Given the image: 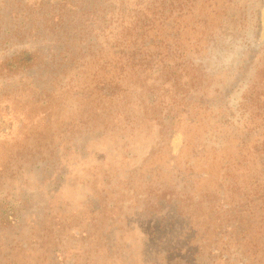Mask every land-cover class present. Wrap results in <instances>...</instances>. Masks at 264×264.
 I'll return each instance as SVG.
<instances>
[{
	"label": "rangeland",
	"instance_id": "374dc122",
	"mask_svg": "<svg viewBox=\"0 0 264 264\" xmlns=\"http://www.w3.org/2000/svg\"><path fill=\"white\" fill-rule=\"evenodd\" d=\"M164 1L166 42L149 48L166 65L127 68L116 84L104 44L122 36H107L104 0L96 19L92 0H0V264H264V225L259 237L235 226L218 180L193 175L233 163L215 117L243 126L240 108L264 103V0L227 1L242 37L210 52L185 24H211L226 0ZM70 35L79 48L63 47ZM17 54L33 60L5 68Z\"/></svg>",
	"mask_w": 264,
	"mask_h": 264
},
{
	"label": "trees",
	"instance_id": "16d2710c",
	"mask_svg": "<svg viewBox=\"0 0 264 264\" xmlns=\"http://www.w3.org/2000/svg\"><path fill=\"white\" fill-rule=\"evenodd\" d=\"M81 1L83 0H59V4H57L60 5L58 7L63 8V10H67L69 7L77 8L78 10L81 6ZM92 1L93 2L89 6V11L92 17L96 19L97 5L94 3L96 0ZM117 1L119 2L114 6L118 8L114 10L111 0H104V29L107 31V36L122 37L116 39L114 42L104 44V47L108 50L112 49V51L109 50L110 52H106L107 56H104V61L102 62V69L113 68V74L109 77L107 82L110 83L115 80V82L112 83L116 84L119 78L125 75L127 68L152 70L153 64L160 68L166 65V59H168L169 55L167 51H161V53H159V58L155 61L153 59L154 57L151 58L153 50L149 48L153 47L152 45L156 44L157 40L163 44L166 42L163 39L165 24L167 22L165 16L167 11L163 9L165 1L160 0L159 6H157L156 3L154 4V0ZM227 1L230 0H226L224 5H222L223 3L220 5L215 3L217 8L215 9V15L211 24H206L203 17L191 18L190 22L185 24L189 26V30H194L199 34L198 40H202L198 48H195L197 51L201 48L207 51L213 48L222 49L230 46V42L234 39L242 37L243 26L240 27L239 23L236 24L234 21L235 11L232 9V7L237 6L232 4V2L229 4ZM215 2L217 1L215 0ZM188 4V2L177 4V8H175L176 19L183 14L181 11L187 8V6H189ZM92 8L96 9L93 10ZM55 12L56 11H54V18L60 21L59 16L62 15L61 10L58 9L57 13ZM254 16L255 14L253 13L252 18H254ZM58 24L59 23L54 22V27L57 26V28H60ZM178 24L179 21H176V32L179 30ZM185 25H183V27ZM114 30L118 31L113 33ZM221 34L223 35L220 36ZM218 37H224V39L219 40ZM64 40L65 43L62 44L64 48H79V42L74 40L72 35L69 36V39L64 38ZM57 42H59V38H57ZM93 42L94 41H91L86 45L85 50H90L88 52L89 54L92 53L91 44ZM194 46H197V42ZM95 50L97 51V49ZM109 53L111 54L108 55ZM93 54L95 53L93 52L91 55ZM170 56H173V54ZM32 60L33 57L29 54H25L23 57L17 54L16 56L10 57L5 68L22 66V64ZM111 93L112 92L109 94ZM103 96L105 97L107 94L103 92ZM254 104L255 105H252L250 110L245 106L240 108L242 111L241 113L246 115V120H241L243 126L239 123L240 117L234 119L227 127L224 126L225 119H223L222 116H217V118L215 117L214 119L215 124L219 126L218 132L221 136L219 146L227 152L228 157L232 158L233 163L227 162L226 157L221 159L220 156L218 159L219 161H216V163L213 162L214 165L218 167L217 174L211 169V167H216L210 165L211 167L208 169L204 167L199 172L193 171V175L196 176L197 179L208 178L210 176H212L210 179H217L219 189L216 193L219 206L224 210L231 209V211L234 212V215H232L236 221L235 226H251L254 231L252 237H259L261 235V229L263 228L262 225H264L261 223V216H259L261 213L260 215L264 218V103L260 105L257 103ZM224 116L227 117L226 115ZM189 122L190 119L188 121L186 119L188 125ZM226 146L234 149V152L231 153L230 151L232 149H228ZM197 150L203 151L204 145H199ZM211 158L214 159L215 156ZM191 172L192 170L182 172V175L187 179ZM215 175L216 177L214 178ZM223 175L227 177H222ZM228 176H231L232 182L227 181L229 178ZM240 179L244 185L243 191H240L237 186ZM227 188H229L230 192ZM256 220L259 221L258 224H254ZM224 230H229L230 232L231 227L227 225ZM215 250V248L210 249V253H215ZM172 264H177V262Z\"/></svg>",
	"mask_w": 264,
	"mask_h": 264
}]
</instances>
